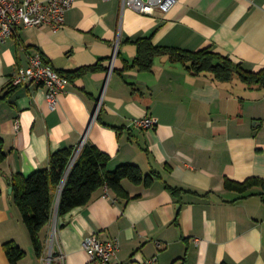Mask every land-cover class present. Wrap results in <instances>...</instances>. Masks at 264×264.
<instances>
[{"label":"crops","instance_id":"obj_1","mask_svg":"<svg viewBox=\"0 0 264 264\" xmlns=\"http://www.w3.org/2000/svg\"><path fill=\"white\" fill-rule=\"evenodd\" d=\"M148 37L156 45L211 47L258 71L264 68V0H179L169 12L153 14L123 7L122 0H76L60 30L21 26L0 43V139L7 151L0 163V264H11L5 248L11 241L26 251L19 264H49L50 258V264H104L85 249L92 234L120 240L106 264L153 257L156 264H264V188H225L227 178H264V88L238 77L193 74L168 55L156 57L152 71L130 66L139 55L136 40ZM38 53L64 75L100 68L68 78L51 109L44 86L11 84ZM145 116L158 124L136 127ZM85 143L110 155V170L134 163L161 176L150 185L124 179L131 198L102 187L63 216L56 204L41 231L40 256L11 180L48 168L53 152Z\"/></svg>","mask_w":264,"mask_h":264},{"label":"trees","instance_id":"obj_2","mask_svg":"<svg viewBox=\"0 0 264 264\" xmlns=\"http://www.w3.org/2000/svg\"><path fill=\"white\" fill-rule=\"evenodd\" d=\"M139 55L129 65L142 71H152L155 58L168 55L171 60L182 62L193 74L209 73L220 81H231L240 78L248 87L259 85L264 88V68L253 71L243 67L227 55L205 47L199 50H189L173 46L156 45L150 37L136 40ZM44 58V57H43ZM45 60V58H44ZM46 61V60H45ZM93 67L78 69L65 76L73 79ZM64 75V74H63ZM76 149L61 148L50 155V166L35 171L29 176L17 175L12 178L15 189L14 200L19 206L22 218L27 225L31 239L38 255L43 253L41 231L50 223L55 212L56 192L60 188L70 167ZM7 157L3 140L0 139V163ZM110 155L91 143H85L71 166L63 186L59 203L58 215L63 216L73 209L87 205L94 193L102 187L113 190L118 196L131 198L123 187V180L130 179L136 184L150 185L161 174L157 171L145 174L138 164L125 163L114 170L108 168ZM255 186L264 188V178L250 177L244 181L227 178L225 188L238 192H247ZM175 192L176 188H172ZM11 264H19L26 251L17 243L11 241L5 245Z\"/></svg>","mask_w":264,"mask_h":264},{"label":"built area","instance_id":"obj_3","mask_svg":"<svg viewBox=\"0 0 264 264\" xmlns=\"http://www.w3.org/2000/svg\"><path fill=\"white\" fill-rule=\"evenodd\" d=\"M76 0H0V43L15 36L19 27L49 26L58 31L64 27L66 14ZM179 0H122L123 7L129 6L141 13L153 14L156 8L167 13L174 8ZM116 57V52L112 58ZM69 79L44 61L38 53L29 56V64L21 67L13 75L11 84L14 86L26 84H39L46 88V98L51 109H55L59 102V95L64 91ZM159 120L155 116H145L134 121L136 127L153 128ZM17 123V128H18ZM84 143V142H83ZM82 143V144H83ZM78 150L74 154L76 159ZM74 159V160H75ZM57 217V214H55ZM56 224L54 231L56 230ZM85 249L93 261L109 263L117 256L120 240L113 238L101 240L96 234L85 239ZM157 257H153L143 264H156Z\"/></svg>","mask_w":264,"mask_h":264},{"label":"water","instance_id":"obj_4","mask_svg":"<svg viewBox=\"0 0 264 264\" xmlns=\"http://www.w3.org/2000/svg\"><path fill=\"white\" fill-rule=\"evenodd\" d=\"M81 149H82V146L79 147V149H78V153H80ZM74 159H75V158H74ZM73 163H74V160H72L71 165H70V167H69V169H68V171H67V173H66V176H65L64 181H63L64 184H65V182H66V179H67L68 173H69V171H70L71 166L73 165ZM10 191H11V192L13 191V188H12V187L10 188ZM57 212H58V202H57V206H56V213H57Z\"/></svg>","mask_w":264,"mask_h":264},{"label":"rangeland","instance_id":"obj_5","mask_svg":"<svg viewBox=\"0 0 264 264\" xmlns=\"http://www.w3.org/2000/svg\"><path fill=\"white\" fill-rule=\"evenodd\" d=\"M51 252L53 253L52 249H51ZM52 253H51V255H50L51 257H52ZM49 262L51 263V258L49 259L48 263H49ZM50 263H49V264H50Z\"/></svg>","mask_w":264,"mask_h":264}]
</instances>
